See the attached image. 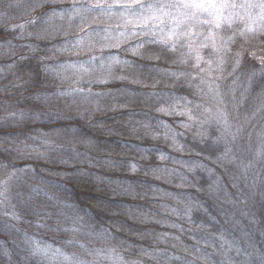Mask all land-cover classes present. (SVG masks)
<instances>
[{
  "label": "trees",
  "instance_id": "1",
  "mask_svg": "<svg viewBox=\"0 0 264 264\" xmlns=\"http://www.w3.org/2000/svg\"><path fill=\"white\" fill-rule=\"evenodd\" d=\"M142 2L167 5L175 0ZM247 2L257 6L246 7L239 25L233 26L239 27L233 52L248 47L244 65L251 72L261 69L249 79L252 99L264 89V9L259 7L264 0ZM131 11L116 6V0H0V167L17 165L8 157L9 151L15 152L10 125L22 121H30L31 128L18 127H25L24 134L32 138L36 131H72L79 137L75 146L90 162L71 178V189L62 190L70 198L69 209L82 218L79 226L68 227L67 216L46 212L32 190L35 200L29 210L37 208L38 221L25 216V223L9 225L10 231L0 227V264H61L59 257L77 264L81 259L69 247L100 255L83 264H106V258L118 257L126 264H264V153L233 175V161L219 157L222 147L214 127L199 138L185 128L184 108L176 97H189L194 86L184 88L182 78L172 77L168 83L160 76L170 69L166 54L180 51L181 38L165 42L172 27L167 17L163 24L141 23ZM134 11L141 17L151 14L142 8ZM202 30L203 24L193 29L199 35L190 39L205 55ZM116 36L120 40L114 42ZM161 82L169 86V95L147 89ZM74 90H103L104 114L90 119L87 108L62 115L47 111L44 98L70 96ZM108 97L114 102L104 103ZM136 109L141 117L128 115ZM262 116L263 122L264 111ZM125 122L132 127L142 122L152 132L141 127L138 136H128ZM54 149L52 142L42 154ZM36 158L31 168L35 164L39 170L59 171L75 166ZM14 233L41 243L46 256L30 252Z\"/></svg>",
  "mask_w": 264,
  "mask_h": 264
},
{
  "label": "rangeland",
  "instance_id": "2",
  "mask_svg": "<svg viewBox=\"0 0 264 264\" xmlns=\"http://www.w3.org/2000/svg\"><path fill=\"white\" fill-rule=\"evenodd\" d=\"M247 1L239 0L236 4L247 5L249 4ZM245 9L246 7H238L227 10L226 15L229 12L233 13L230 26L224 24L221 28L216 29L211 25L203 24L201 32L203 38L200 37V40L203 42L202 46L206 45L205 55L200 54L192 47L193 45L197 46L194 40L181 37L180 51H177L178 54L174 55L166 54V64L169 63L170 69L167 68L168 72L164 71L160 75L168 83L171 82L172 77H179L182 78L184 88L194 86L193 93L189 97L185 95L176 97V101L184 108L182 111L185 112L186 117L185 128L189 129V132L196 138H199L206 134L209 126L214 127V136L222 147V153L219 157L224 156L233 161L232 172L230 171L233 175L250 167L252 157H260L264 153V121L262 122L264 89L255 93V98H249V88L252 86L249 79L261 69L255 68L251 72L249 67L244 65L242 55L248 47L238 46L239 50L233 52L234 31L239 29V27L233 26L239 25L240 15L245 14ZM120 23L128 24L122 21ZM122 24L119 26L123 27ZM210 32L214 33L213 39H206ZM113 39L114 42L120 40L117 36ZM246 43L247 46H253L252 43ZM177 65H183V69H176ZM3 71L4 68H1L0 74L4 73ZM149 86L147 89L158 88L163 89L162 92L166 95L171 93L167 90L169 86H166L164 82L156 87ZM134 88L132 87V89ZM104 94L103 90L85 92L74 90L70 92V96L66 94L55 96L54 94L49 98H44L43 104L45 107H49L47 111L53 110L60 115L64 114L66 110L73 114L81 112L80 109L87 108L90 110V119H94L96 116L99 117V115L104 114L100 111V101L107 97ZM103 102L111 104L114 99L108 97ZM108 104L105 105L108 106ZM168 105L170 104L168 103ZM95 108L98 111L95 112L93 110ZM138 110L136 109L128 115L141 117L140 112H137ZM88 118L84 117V120L88 122ZM127 119L128 117L125 121ZM142 122H135L133 127L125 122L124 133L128 136H138L136 133L141 129ZM23 124H28L31 128L30 121H22L17 126L15 124L10 125L14 126L12 128L14 136H11V141L10 136L5 135L4 137L14 145L13 150L15 152L9 151L8 157L18 162H16L17 165L12 166L6 161L7 163L0 167V227L10 231L12 229L9 225H15L16 222L25 223V216L26 218L31 216L35 220L34 224H36L39 211L35 207H31V210H29L31 199L35 200L34 195L31 194L32 190L38 192L43 207L47 209L46 212H54L56 217H61L60 215L67 216V226L71 228L78 227L82 218L79 213L74 211L75 208L69 209L70 206L67 204L70 198L67 192L64 193L62 190L63 188L67 189V186L71 189V178L75 177L76 173H82L83 169L90 167V162L84 160L85 155L75 146L79 137L73 134L72 131L63 129L47 131L48 133L44 135L36 131L32 138L31 135H28L29 132L24 134L25 127H18ZM106 125L111 128L107 123ZM146 128L142 127L145 133L152 132ZM21 131H23L22 134ZM243 136H248L250 141L241 143L239 140ZM52 142H55L54 151L50 150L48 154L45 155L44 152L42 154L45 146L51 145ZM2 147L0 143V149ZM36 157L42 158L45 162L57 160L60 163L65 162L67 165L74 163L75 166L71 167L70 170L64 168L63 170L54 171L48 168L46 170L40 168L41 170H39L34 168L35 164H32L33 169L29 166V163L32 159H38ZM83 163H85V166H83ZM24 229L28 230L29 228L25 227ZM17 234L14 233V235ZM13 237L14 239L18 238L19 243L29 248L30 252L40 254L43 257L46 256L45 246L41 243L28 241L23 234ZM37 249L44 251L37 252ZM69 249H71L72 252L70 251V253L75 259H81L77 264L91 263L97 260V257H100V255H95L90 251L81 253L77 251L78 248L69 247ZM169 257L170 254H168ZM106 259H108L106 264H126L123 262V257L114 260ZM58 261L61 264L68 263L67 259L60 257Z\"/></svg>",
  "mask_w": 264,
  "mask_h": 264
},
{
  "label": "snow or ice",
  "instance_id": "3",
  "mask_svg": "<svg viewBox=\"0 0 264 264\" xmlns=\"http://www.w3.org/2000/svg\"><path fill=\"white\" fill-rule=\"evenodd\" d=\"M99 6V5H97ZM116 6L122 7L127 10H132L131 14L136 19L140 20L141 23L146 21H159L163 24L165 18L169 19L172 27L169 30L167 41H171L173 37L179 40L181 37L190 38L194 34L199 35V32L193 33V29L198 28L201 24L211 25L216 29H219L224 24L230 26L232 22L233 13L225 14L228 9H235L238 7H256L255 4H236L232 0H175L173 3L165 4H145L142 0H116ZM109 8L113 5H108ZM261 9H264V3L259 5ZM142 8L146 12H150V15L141 17L134 9ZM167 9H175L176 13L173 14ZM158 13V14H157ZM207 16V19H202V16ZM254 29L249 28L248 31H253ZM214 33L210 32L206 39H213ZM206 46V45H204ZM175 44H173V48ZM199 58V57H197ZM37 252L44 250L37 249Z\"/></svg>",
  "mask_w": 264,
  "mask_h": 264
}]
</instances>
